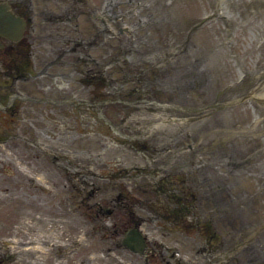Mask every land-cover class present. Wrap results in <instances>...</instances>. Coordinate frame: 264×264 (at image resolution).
<instances>
[{"label":"rangeland","instance_id":"374dc122","mask_svg":"<svg viewBox=\"0 0 264 264\" xmlns=\"http://www.w3.org/2000/svg\"><path fill=\"white\" fill-rule=\"evenodd\" d=\"M85 1L89 8L96 6L99 11L106 8L111 15H117L107 21L106 29L99 22L100 35L96 39L99 45L90 49L103 61L110 83L104 76L103 82H88L81 88L77 81L81 75L71 71L73 65H63L70 71L65 80L76 91L87 93L89 98L87 123L79 127L86 132L72 144V148L86 147L89 168L97 173L89 180L88 189L92 187L90 182L107 187L110 192L115 191V183L119 188L129 187L131 181L129 177L124 179L126 173H135L133 167L143 165L154 152V149L142 147V143L163 146L167 157L172 159V150L196 140L194 134L199 133L197 145L214 144L215 153L200 152L205 159L210 158V162L197 160L196 171L202 182L215 181L224 188L216 196V202L201 195L200 210L194 216L188 215L185 223L164 221L162 227L149 226V234L161 237L170 245L178 244L185 254L196 258V264L207 261L209 254L195 251L212 233V245L221 239L223 242L229 240L230 236L238 240L253 237L251 242H243L246 244L235 253L233 260L239 258L246 264H264V0ZM200 19L201 23L191 31L187 44L181 49L186 31ZM79 23L85 32L96 28L85 12L80 15ZM119 26L125 27L123 32L118 31ZM36 42L40 40L36 38ZM51 42L58 41L52 39ZM182 53L193 58L182 61L178 56ZM56 81L60 82L61 78ZM140 97L193 107L214 99L236 101L195 113L177 107L164 108ZM99 98L104 100L102 104H96ZM107 98L111 100H105ZM136 98L134 103L130 102ZM117 107L121 109L119 113L115 111ZM107 118L118 126H111ZM17 121L0 115V135L16 133ZM143 124L149 127L141 131ZM186 131H190V136ZM137 133L142 137L131 136ZM41 139L53 143L46 136ZM17 141V137H8L0 144V157L7 155L11 161L8 166L15 167L19 163L24 169L25 165L17 162L16 156L21 151ZM223 149L227 152L222 154ZM190 154V150H184L177 156ZM189 167L190 163L180 158L178 163L176 160L172 163L169 171L188 170ZM115 170L119 174L115 175ZM178 172L170 178L185 176ZM162 183L166 184L165 180ZM218 201H226L231 213L217 211L214 205L217 206ZM91 230L89 221V260L92 264H114L113 243L99 241L96 237L91 239ZM255 243H259L257 247H253ZM250 249H256L262 259L250 262L246 256ZM126 251L119 249L118 264H131L134 256ZM91 252L96 255L91 257Z\"/></svg>","mask_w":264,"mask_h":264},{"label":"flooded vegetation","instance_id":"af4514ba","mask_svg":"<svg viewBox=\"0 0 264 264\" xmlns=\"http://www.w3.org/2000/svg\"><path fill=\"white\" fill-rule=\"evenodd\" d=\"M83 1L0 0V115L10 116L13 121L19 119L16 133L0 135V144L8 137H17L16 144L21 149L17 162L25 165L24 169L19 163L8 166L9 156L0 157V264H92L87 249L89 221L91 239L113 243L114 264L120 262V248L134 256L131 264L133 260L135 264H196V258L185 254L178 244L170 245L161 237L150 235L148 228L162 227L164 221L185 223L188 215L194 216L200 210L201 195L216 202V196L224 188L215 181L202 182L196 171L197 160L210 162L200 152L215 153V149L214 144L197 145L199 133L194 134V127L196 140L172 150V159L167 157L163 146L142 143V147L154 152L143 165L133 167L135 173H126L124 179L129 177V187L119 188L115 183V191L110 192L107 187L90 182L92 187L88 189L89 180L97 173L89 168L86 147L72 148V144L86 132L79 127L87 123L89 98L65 80L70 71L63 65H73L71 71L81 75L77 80L81 88L88 82H103L104 76L107 83L110 80L103 61L90 50L99 45L96 39L102 22L100 11L96 6L89 8L87 1ZM83 12L88 13V19L96 27L94 31L85 32L81 27L79 17ZM123 28L119 26L118 31L123 32ZM192 30L190 26L186 31L181 49ZM52 39L58 42L53 43ZM178 56L182 61L193 58L183 53ZM58 77L60 82L56 81ZM92 96L95 98L96 94ZM135 100L138 99L130 102ZM103 101L99 98L96 104ZM184 106L178 109L193 112L189 105ZM120 110L115 108L117 113ZM106 121L118 126L108 118ZM148 127L143 124L140 129ZM140 133L131 136L141 138ZM186 134L190 136V131ZM42 136L51 138L53 143L42 140ZM184 150H190L191 154L177 156ZM180 158L190 163V167L176 170L185 176L171 179L170 175L176 172H170L169 167ZM164 180L166 184L162 183ZM96 195L100 196L91 201ZM214 208L227 215L231 213L226 201H218ZM130 229L141 236V249L127 235ZM189 237L194 238L192 234ZM210 250L208 242L195 252ZM250 254L253 259L263 257L255 250ZM93 255L96 253L91 252L90 256Z\"/></svg>","mask_w":264,"mask_h":264},{"label":"water","instance_id":"95a60500","mask_svg":"<svg viewBox=\"0 0 264 264\" xmlns=\"http://www.w3.org/2000/svg\"><path fill=\"white\" fill-rule=\"evenodd\" d=\"M214 106V103H210L209 105H207L206 107H213ZM128 234H132L131 230L128 232ZM129 244V243H128Z\"/></svg>","mask_w":264,"mask_h":264},{"label":"bare ground","instance_id":"6f19581e","mask_svg":"<svg viewBox=\"0 0 264 264\" xmlns=\"http://www.w3.org/2000/svg\"><path fill=\"white\" fill-rule=\"evenodd\" d=\"M263 98H264V94H263ZM155 104H157V105H159L158 103H155ZM159 106H161V105H159ZM163 106H166V107H168L169 105H163ZM177 121V120H176ZM179 121V120H178ZM179 123V122H178ZM177 125V124H176ZM178 126H179V124H178Z\"/></svg>","mask_w":264,"mask_h":264}]
</instances>
